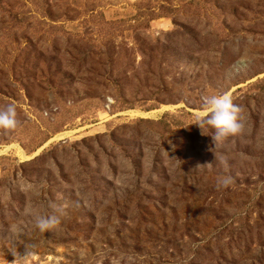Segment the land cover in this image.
Here are the masks:
<instances>
[{"label": "rangeland", "instance_id": "374dc122", "mask_svg": "<svg viewBox=\"0 0 264 264\" xmlns=\"http://www.w3.org/2000/svg\"><path fill=\"white\" fill-rule=\"evenodd\" d=\"M9 103L0 264H264V0H0Z\"/></svg>", "mask_w": 264, "mask_h": 264}, {"label": "clouds", "instance_id": "9594fccd", "mask_svg": "<svg viewBox=\"0 0 264 264\" xmlns=\"http://www.w3.org/2000/svg\"><path fill=\"white\" fill-rule=\"evenodd\" d=\"M200 101L204 111L197 116L196 125L204 132L205 127L215 130L212 139L219 142L227 136L242 135L246 130L245 118L241 108L233 98L224 92L213 95H202ZM18 125L16 105L9 103L0 109V129L14 130ZM35 226L40 231L54 227L58 220L55 217L36 215ZM15 231V228L13 229Z\"/></svg>", "mask_w": 264, "mask_h": 264}]
</instances>
